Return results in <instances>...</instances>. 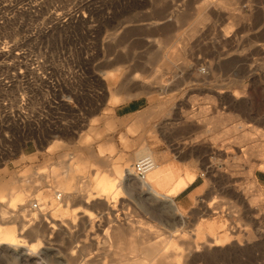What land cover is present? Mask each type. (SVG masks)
<instances>
[{
	"label": "rangeland",
	"instance_id": "rangeland-1",
	"mask_svg": "<svg viewBox=\"0 0 264 264\" xmlns=\"http://www.w3.org/2000/svg\"><path fill=\"white\" fill-rule=\"evenodd\" d=\"M224 1L0 0V75L10 65L18 69L15 52L27 49L58 80L61 99L59 133L46 131L39 141L36 132L31 137L38 145L18 141L11 154L0 149V194L27 188L33 201L45 193L54 204H45L47 215L26 231L22 217L8 209L14 219L9 215L0 224L24 232L21 241L37 254L0 252V264L141 263L147 249L166 241L177 249L180 264H264V200L246 213L250 206L243 199L258 195L250 184L264 171V0ZM135 76L149 86L132 84ZM38 83L34 77L33 93ZM110 89L119 95L115 105ZM133 100L142 110L117 117L116 106ZM3 101L1 90L0 114ZM88 104L97 111H86ZM109 146L114 151L101 156L100 148ZM144 146L156 163L174 167L176 178L186 171L200 178L205 191L184 221L134 177L122 180L115 196L96 189L94 173L112 174L114 165L132 168ZM79 157L87 164L82 173L74 167ZM20 177L29 181L19 183ZM56 177L68 179L72 199L57 201L52 188L47 191ZM213 225L218 237L231 235L224 248L200 245Z\"/></svg>",
	"mask_w": 264,
	"mask_h": 264
},
{
	"label": "bare ground",
	"instance_id": "bare-ground-1",
	"mask_svg": "<svg viewBox=\"0 0 264 264\" xmlns=\"http://www.w3.org/2000/svg\"><path fill=\"white\" fill-rule=\"evenodd\" d=\"M207 2H209L210 0H206ZM224 1V0H223ZM231 1H237V0H231ZM53 3V2H52ZM225 3V1H224ZM223 4V2L221 3V5ZM233 4V3H232ZM234 5V4H233ZM43 7V6H42ZM222 7V6H221ZM225 9V8H224ZM223 9V10H224ZM226 10V9H225ZM61 14V13H60ZM206 14V13H204ZM207 15V14H206ZM205 15V16H206ZM200 21V19H199ZM205 21V20H204ZM2 23V22H1ZM199 23V22H198ZM226 36V35H225ZM224 36V37H225ZM229 37V36H228ZM236 40V39H235ZM229 42V41H228ZM187 44V43H186ZM17 46V45H16ZM185 47V46H184ZM6 49V48H5ZM186 49V48H185ZM186 52V51H185ZM183 53V52H182ZM3 56V55H2ZM121 59V58H120ZM123 60V59H122ZM172 60V59H171ZM180 60V59H179ZM111 61V60H110ZM172 62V61H171ZM172 68V67H170ZM169 68V69H170ZM168 69V68H167ZM168 69V71H169ZM114 78V77H113ZM136 78V76H135ZM139 78V77H137ZM138 80V79H137ZM136 80V81H137ZM141 80V79H140ZM133 83H137L135 82V79L133 78ZM141 82V81H138V83ZM137 83V84H138ZM143 84H146V82H142V86H144ZM151 84V83H150ZM158 84V83H157ZM160 84V83H159ZM140 86V83L138 84ZM135 86H137L135 84ZM149 86V85H147ZM151 87V86H150ZM141 88V87H140ZM144 88V87H143ZM131 89V88H130ZM116 96V94H115ZM111 103V102H110ZM115 103V102H114ZM244 137V136H243ZM239 138V137H238ZM243 139V138H242ZM242 141H245V140H242ZM240 143V142H239ZM261 149V148H260ZM263 149V147H262ZM253 150V148H252ZM255 150V149H254ZM254 150L252 151V153L254 152ZM259 152V151H258ZM150 153L151 155V158L155 161L154 157H153V154L151 152H148ZM260 156L263 158L264 157V151H260ZM255 154V153H254ZM253 155V154H252ZM257 155V154H255ZM260 156L258 155L257 157L260 158ZM144 158V155L142 154L141 157H140V160H142ZM138 160V161H140ZM263 160V159H262ZM156 163V162H155ZM262 163V162H261ZM68 168V167H67ZM255 168V167H254ZM254 168L250 170V174L252 175L253 172H254ZM68 171V169H67ZM74 172V170H71V168H69V172ZM68 172V173H69ZM80 172V171H79ZM67 173V172H66ZM82 173V172H81ZM116 176H113L111 174H105L102 176H98L97 177V174L95 175L96 176V189L100 190L101 192L103 193H106V194H110V195H114L117 193V190L120 188V184H121V181L123 179L125 180H128V181H131L133 180V177L136 178L139 182H138V185L139 187L145 191H147L148 193L152 194V196H154L155 198H160L162 197V193H163V190H164V185H165V180L168 178V173L166 171H163L161 170L157 164L154 168V170L152 172H150L147 177L145 179H139L137 177H135V175L133 174V171H132V168L128 169V171H126L123 175V178L120 179L118 175L121 174V172H116ZM36 174V172H35ZM99 174V173H98ZM37 175H40L37 174ZM72 175V174H71ZM115 175V174H114ZM43 176H45V174H43ZM58 176V175H57ZM67 176L69 177L70 175L67 174ZM39 177V176H38ZM22 178V177H21ZM24 178V177H23ZM57 178V177H56ZM67 178V177H66ZM39 179L41 180H44L46 181V178H43L39 177ZM196 179V176L195 175H192V174H187L185 178H179V181L178 183L176 184V186L170 191L168 192L169 195H175L177 194L179 191L183 190L189 183L193 182L194 180ZM20 180V179H19ZM26 179H24L25 181ZM135 180V179H134ZM27 181V180H26ZM29 181V180H28ZM27 181V182H28ZM13 183V182H12ZM23 183V182H22ZM72 183V182H71ZM176 183V182H175ZM11 184V183H10ZM56 186H50L48 185V189L47 191L50 189L49 187L52 188L53 190V193H54V196H55V200H57V197L59 194L63 193V195L61 194L62 198H61V201L63 200V198L65 197V200L66 199H72V195L74 194L75 195V191L73 190L71 184L69 183L68 179H64V178H57L55 179V184ZM89 185V184H87ZM174 185V184H173ZM251 187H254V189L256 188V191H258V195L255 197L254 196L253 198L249 199L248 197H245V195H243V199L245 201H247L251 207H253L259 200L261 202V200L263 199L264 200V197H263V194L260 193L259 191V188H258V185H257V182L255 179L252 180V183L250 184ZM90 186V185H89ZM77 188V186H76ZM88 188V186L86 187ZM95 188V186H94ZM172 188V187H171ZM170 188V189H171ZM27 189V188H26ZM26 189H19V190H15L13 191L10 195H6V196H3L1 195L0 196V223H2L4 225V223H7L9 221V215H10V212L8 211V209L12 210V211H16L17 214H19L21 217H22V220L24 223L23 225H21V230L23 231H26L28 230L29 228H32L33 226H35L36 223H39L41 221V218L39 216H41L40 214L42 215H47V210L45 208L46 205L50 207L54 206V204L52 202H48L47 201V198H50L49 196L45 195V193L42 194V196H40V198L38 199L39 203L43 206L42 208V213H37V212H34L30 209V204L31 202H33L32 198H31V195H29V193L27 192ZM57 189H60V190H57ZM93 189V188H92ZM91 189V190H92ZM253 189V188H251ZM253 189V191H254ZM258 189V190H257ZM34 190V193H39L40 191V187L38 186H35V188L33 189ZM32 190V192H33ZM76 190V189H75ZM78 190V188H77ZM83 190V188H82ZM245 190V189H244ZM248 190V189H247ZM80 191V190H79ZM246 191V190H245ZM46 192V191H45ZM78 193V191H76ZM76 193V194H77ZM245 193V192H244ZM247 193V192H246ZM245 193V194H246ZM252 193V192H251ZM243 194V193H242ZM249 194H250V191H249ZM49 195H52V193H50ZM78 195V194H77ZM81 195V194H80ZM64 196V197H63ZM106 195H103V197H105ZM247 196V195H246ZM249 196V195H248ZM8 197V198H7ZM7 198L8 201H5ZM78 198V196H77ZM76 198V199H77ZM82 198V197H80ZM79 198V199H80ZM88 198V197H87ZM74 199V197H73ZM102 199V198H101ZM162 199V198H161ZM102 200H105L106 203H108V200L107 198H103ZM168 200V199H167ZM47 201V202H46ZM58 201V200H57ZM77 202V200H76ZM86 202H89L90 201L86 199ZM170 207L176 212V214H178V210L174 204V202L172 200H170ZM104 203V202H103ZM46 204V205H45ZM168 204V203H167ZM51 205V206H50ZM84 205V204H83ZM29 207V209H27L26 207ZM56 207H58V210L60 212H62V205L61 203H59V205H57ZM55 207V208H56ZM106 207H107V204H106ZM108 208V207H107ZM254 208V207H253ZM52 209V208H51ZM110 209V208H108ZM231 209V207H230ZM53 210H54V207H53ZM232 211V210H231ZM12 214V213H11ZM63 214V213H62ZM175 214V215H176ZM45 215V216H46ZM179 215V214H178ZM11 217H13V215H10ZM59 216V215H58ZM63 216V215H62ZM44 217V216H43ZM29 218V219H28ZM14 219V217L12 218ZM11 219V220H12ZM45 219V218H43ZM8 220V221H7ZM47 220V219H46ZM39 221V222H38ZM184 221V220H183ZM49 222V221H48ZM11 223V222H10ZM0 224V252H10V253H19V256L20 257H33V256H36V251L35 249H27L26 245L21 241L22 237V233H18L19 235H17V232L13 229H5L4 226ZM28 224V226H27ZM39 227V226H38ZM55 227H57L56 225H52L50 227H48V229L52 228V229H55ZM123 229V228H122ZM114 230V229H113ZM119 231V230H118ZM121 231V230H120ZM35 232V233H34ZM33 233L34 234H37V230H35ZM112 233L114 231H111ZM109 231V233H111ZM130 232V231H129ZM51 233L53 234V230L51 231ZM115 233V232H114ZM117 233V231H116ZM115 233V234H116ZM132 233V231H131ZM150 233V232H149ZM120 235H122L124 237V234H121V233H118ZM116 235V236H120V235ZM108 231H106V234L105 236H108ZM111 235V234H110ZM207 236V235H206ZM110 237V236H108ZM112 237V236H111ZM208 237V236H207ZM107 238V237H106ZM114 238V237H113ZM109 239V238H108ZM116 239V237H115ZM152 239V238H151ZM208 239V238H207ZM217 239V238H216ZM117 240V239H116ZM119 240V239H118ZM209 241V240H208ZM116 242V241H115ZM220 241H216V243H219ZM114 243V242H113ZM122 243V242H121ZM213 243V242H212ZM117 244V243H116ZM119 244V243H118ZM143 244V243H142ZM188 244V243H186ZM194 244V242H193ZM228 244V243H227ZM133 245V244H132ZM137 245V244H135ZM140 245V244H139ZM191 245V244H189ZM202 245V244H200ZM205 245V244H203ZM213 245V244H212ZM111 246V245H110ZM115 246V245H114ZM141 246V245H140ZM194 246V245H193ZM206 246V245H205ZM208 246V245H207ZM206 246V247H207ZM227 246V245H226ZM121 247V246H120ZM123 247V246H122ZM187 247V246H185ZM184 247V248H185ZM189 247V246H188ZM187 247V248H188ZM183 248V247H182ZM187 248L185 250V252L187 251ZM195 247L192 248V250L194 249ZM203 248V247H202ZM208 248V247H207ZM210 248V247H209ZM212 248V247H211ZM224 248V247H223ZM200 248H195V252H198ZM108 250V249H107ZM132 250V249H131ZM137 250V249H136ZM135 250V252H136ZM177 249H175L171 243V241H166V242H160L158 243L157 245H154L152 246V248H150L149 250L147 249L146 252H145V255H146V258L145 260H142L141 263L139 262L140 260H138V258L136 260L137 261H134L133 259V264L135 263H138V264H180V261L177 260L178 258H180L179 254L177 253L176 251ZM211 250V249H210ZM116 251V250H115ZM118 251V250H117ZM133 251V250H132ZM131 251V252H132ZM191 251V250H190ZM108 252V251H107ZM70 253V252H69ZM113 253V252H112ZM116 253V252H115ZM143 253V252H142ZM5 254V253H4ZM109 254V253H108ZM131 254V253H130ZM190 254V253H187V255ZM196 254V253H195ZM194 254V256H195ZM120 255V254H119ZM135 255V254H134ZM186 255V256H187ZM117 256V255H116ZM115 256V257H116ZM138 256V255H137ZM126 257V256H125ZM193 257V256H192ZM186 258V257H185ZM76 259V258H75ZM123 259V258H122ZM125 259V258H124ZM123 259V260H124ZM131 258H128V261H130ZM187 259V258H186ZM27 260V259H26ZM102 260V259H101ZM116 260V259H115ZM121 261V259H119ZM118 259L116 260V262L119 261ZM122 260V261H123ZM127 261V262H128ZM187 261V260H186ZM77 262V261H76ZM125 262V261H123ZM122 262V264H123ZM132 262V260H131ZM135 262V263H134ZM182 262V261H181ZM90 263V262H89ZM121 263V262H120ZM119 263V264H120ZM128 264V263H127ZM132 264V263H130Z\"/></svg>",
	"mask_w": 264,
	"mask_h": 264
},
{
	"label": "built area",
	"instance_id": "built-area-1",
	"mask_svg": "<svg viewBox=\"0 0 264 264\" xmlns=\"http://www.w3.org/2000/svg\"><path fill=\"white\" fill-rule=\"evenodd\" d=\"M15 54L20 60L18 69L15 68L16 65H10L8 72L0 75L2 86L0 91L5 93V101L2 103L5 110L3 114H0V117L4 118L0 125V149H4L9 154L17 147L18 141L29 140L28 142L38 145L37 140L31 137L36 132L39 141L48 137L45 134L46 131H50L53 135L59 133L58 123L61 114V99L57 94L60 92V84L52 72L39 59L29 57L27 49H20ZM32 59L34 63L30 62ZM33 76L39 82L34 93L29 89ZM17 82L20 84V90L15 94L14 86ZM13 92L14 94L10 95ZM32 101L36 104L33 109ZM41 129L43 133L40 135ZM21 145L23 147L22 143ZM142 160L132 166L133 174L139 179H145L156 166L152 158L144 164H141ZM0 161H2L1 157ZM61 198L59 194L57 200L61 201ZM42 208L39 201H33L30 204V209L34 212L42 213Z\"/></svg>",
	"mask_w": 264,
	"mask_h": 264
},
{
	"label": "crops",
	"instance_id": "crops-1",
	"mask_svg": "<svg viewBox=\"0 0 264 264\" xmlns=\"http://www.w3.org/2000/svg\"><path fill=\"white\" fill-rule=\"evenodd\" d=\"M170 20H172V19H170ZM190 69H192V67H190ZM206 69L207 68H205V67L204 68L203 67L200 68V70H206ZM108 76L113 81H115L117 79V76L114 73L110 72ZM137 77L138 76H136V78L134 77V79H135V82L138 83V81H141V80L139 78H137ZM133 82L134 81L132 79L131 83L137 85V83H133ZM142 82L143 81L139 82L140 83L139 87H142V88L144 87L143 89H145L147 87V84H143L144 86H142ZM108 90H109V88H108ZM110 92L112 93L111 98H110V102H111V104L115 105L116 103H118V96L119 95H118L117 92L112 91L111 89H110ZM115 94H116V96H115ZM136 97H134V98H136ZM85 102L89 103L88 100H86ZM108 103H109V99H108ZM142 108L143 107L141 106V102L139 100H133V101H129V102L117 105L115 111L117 113V117L125 118V117H128L131 114H135V113L140 112L142 110ZM85 110L91 113L92 111H97V108L92 109L91 105L88 104V105L85 106ZM101 112H102V108L100 109V113ZM69 127L71 128V131L74 128L73 125H70ZM106 149L110 150L112 152L114 151V147L113 146H109L108 148H104V147L100 148V155L101 156L104 155V152L106 151ZM142 149H147L148 152H151L153 154L155 162L158 161L155 153L150 148H148L147 146H144V147L141 148V150ZM141 150L138 153L139 160H140V157L142 155ZM156 164L161 170L166 171L168 173V175H169L168 178L165 180V185H164V190H163V193H162V197L156 198V199L166 203L167 208H169L171 210V212L173 213V215H175L176 212L170 207V203H171L170 200H172L174 202V204H175V206H176V208L178 210V214H179V215L176 214L175 216L180 217V219L183 221V220H185V214L184 213L190 211L193 208L194 201H196L198 197L202 196L203 192L205 191V188H204V186H202L200 178L196 177V179L193 182L189 183L183 190L179 191L175 195H169L168 192H170L176 186V184L179 181V178H185L188 173L192 174V175H195V174L191 173L190 171H186L184 173V175H180L179 177L176 178V170L174 169V167H172L169 164H165V163H161L160 164V163L157 162ZM68 167H69V165H68ZM74 167L78 168V171H80V173H81V172H84V169L87 167V164H85L83 162L82 157H79L77 159ZM127 170H128L127 167L122 169L119 166L114 165L113 166V173L111 175L116 176V174H117L116 172L119 171L121 173H125ZM96 174L98 176H102L103 173H99V174L97 172L94 173V179L96 177L95 176ZM103 175H105V174H103ZM255 180L257 182L258 187L262 188V190L264 191V171H262V170L257 171L256 174H255ZM17 181L20 183V182H23L24 180H23V178L20 177V178H18ZM95 182L96 181H94V183ZM123 182H130V181L123 179ZM137 182H139V181L137 180ZM10 183H12V182H10ZM4 187H5V185L2 186V188H4ZM4 191H5V189H3V191L1 193H3ZM145 192L152 196V194L148 193L147 191H145ZM0 196H1V194H0ZM152 197H154V196H152ZM252 209H253L252 207L251 208L250 207L247 208L246 209V213H250ZM231 229H230V231H231ZM198 231H201V229H199ZM206 235L208 236V237L206 236V239H205L207 243H202V246H205V245L207 246L208 245V246L213 247L214 249H220V248H223L226 245H228L229 242H230L229 240H230V236H231V235L230 236L227 235V236H225V238L218 237L217 229H216L215 225L210 227V229L208 231V234H206ZM216 241H220V242L216 243ZM203 244H205V245H203Z\"/></svg>",
	"mask_w": 264,
	"mask_h": 264
},
{
	"label": "clouds",
	"instance_id": "clouds-1",
	"mask_svg": "<svg viewBox=\"0 0 264 264\" xmlns=\"http://www.w3.org/2000/svg\"><path fill=\"white\" fill-rule=\"evenodd\" d=\"M141 152L144 155V159L141 161V164L147 163L151 159L150 153H148L147 149H142Z\"/></svg>",
	"mask_w": 264,
	"mask_h": 264
}]
</instances>
